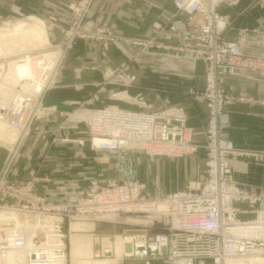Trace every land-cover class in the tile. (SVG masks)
Wrapping results in <instances>:
<instances>
[{"label":"built area","instance_id":"1","mask_svg":"<svg viewBox=\"0 0 264 264\" xmlns=\"http://www.w3.org/2000/svg\"><path fill=\"white\" fill-rule=\"evenodd\" d=\"M211 1L213 3V0L204 2L208 7L202 8L196 0H175L177 7L190 17L198 14L200 28L207 32L205 37L209 42L207 48L200 42L197 47L199 54L207 53L209 57L206 58L212 60V66L207 72L206 94L210 100L211 111L207 129L210 150L205 162L208 168L207 179L203 182H192L183 190L163 196H151L147 183L135 179L132 172L123 173L119 177L108 179L103 186L94 180L89 191L79 194L70 202L57 204L46 203L43 197L33 193L32 181L21 183L20 186L10 184L6 187L7 192L23 204L20 205L17 201L18 204L0 207L26 211L30 220L37 221L38 225L30 235L23 231L14 235V232L6 234L7 232L1 231L3 238L0 239V264L53 262L46 251L49 237L56 235L66 240L63 231L65 221L75 215L109 222L123 220L129 214L147 218L144 220L148 222H144L143 226L131 233L128 242L130 253H126L127 257L139 258L144 264H154L157 261L161 264H226L227 261L252 255L264 256V192L244 190L232 179L230 159L241 150L235 149L233 142L222 134L220 120L224 103L216 86L218 76L236 73L238 69L245 73L249 69H260L263 72L264 56L244 52V34L234 42L220 39V34L230 24V18L215 12L218 3L224 0H218L215 5ZM80 3L75 6L78 11L77 22L69 30L68 38L77 32L82 14L86 13L89 6V0H81ZM221 18L222 27L219 25ZM189 37L190 35L187 36L188 39ZM215 64L223 69L217 70ZM136 80V76L126 79L127 82ZM48 87L41 88L38 97L33 100L15 98L10 106L0 104V113L25 131L32 120L48 111L40 103ZM227 98L229 101L232 99ZM140 100L142 103V99ZM143 104L146 110H129L114 105L91 110L87 121L92 144L99 149L117 153L144 150L149 154L174 158L197 150L195 131L187 124L188 114L185 109L175 105L151 109L150 105L145 102ZM2 180L0 179V186L5 185ZM19 191L23 193L20 194L21 198L13 195ZM160 199L168 203L170 211L160 213L159 217H154L156 219L151 221L150 213L139 205L156 204ZM242 201L247 203L248 209L239 208L238 203ZM250 211L255 212L252 219L239 218L240 213ZM110 213L116 217L106 218ZM176 217L191 219L175 222ZM28 239L31 245L27 244ZM18 248L26 253V259H8L7 252ZM101 250L104 251L103 248Z\"/></svg>","mask_w":264,"mask_h":264},{"label":"crops","instance_id":"2","mask_svg":"<svg viewBox=\"0 0 264 264\" xmlns=\"http://www.w3.org/2000/svg\"><path fill=\"white\" fill-rule=\"evenodd\" d=\"M71 2L73 0H21L19 8L29 15L42 18L45 24L47 22L52 27L69 26L72 12L68 5ZM218 9L229 14L231 19L226 37L234 39L243 30L244 50L264 55V0H238L232 5L220 4ZM174 11L172 0H94L86 20L87 30L105 29L118 38L117 43H113L105 55L102 50H89L85 44V47L83 46V42H77L69 50L67 69L61 71L56 86L45 90L44 104L64 109L81 101L83 106L91 108L109 104L139 110L141 106L137 97L142 94L154 107L165 104L183 107L189 116V124L195 127L196 141L203 144L207 107L205 99L198 92L205 85V63L198 60L182 65L174 60L173 57L178 56V52L174 50L152 47L144 52L140 51L139 46L131 45L132 40L147 41L154 38L158 42H165L153 24L159 20L165 22L167 13ZM178 19L182 29H185V15L179 16ZM44 30L49 42L48 31L46 32L45 27ZM180 41L181 39L176 37L170 43L177 44ZM124 61L129 63V71L138 76L136 83L132 85H123L117 82V77L114 76L113 71ZM258 76V73L251 72L248 76H230L222 79V85L228 92L245 96L244 101L230 104L221 118L225 135L233 140L236 147L245 150L264 149V79ZM120 91L126 92L125 95L129 98H114L113 94ZM23 144L22 138L13 145L14 148L0 149V176L5 175L9 180L21 181L29 178L28 171L32 170L27 166L28 163L22 166L10 164L18 154L20 155ZM74 150L72 159L66 157L70 156L71 152L57 150L51 154V158L55 156L52 163L58 165L54 169L52 179L50 178L53 181L52 186H60V181L64 180L67 189L63 196L48 190L41 192L48 202H63L76 196L77 192L73 187L89 189L93 174L90 169L96 153L90 147H77ZM203 151L201 148L200 154H203ZM135 152H123L121 157H124L123 154L131 156ZM46 154L48 155V152L42 151V155ZM21 155L25 156L24 153ZM96 156V161L101 162V154ZM201 163L204 168L202 160ZM232 165L234 178L244 189L264 190L263 160L239 157L233 160ZM39 171L40 169L37 173ZM135 177L142 180L137 175Z\"/></svg>","mask_w":264,"mask_h":264},{"label":"rangeland","instance_id":"3","mask_svg":"<svg viewBox=\"0 0 264 264\" xmlns=\"http://www.w3.org/2000/svg\"><path fill=\"white\" fill-rule=\"evenodd\" d=\"M80 1L81 0H73V2H71L68 5L69 10H71L72 12L71 22L69 26L52 27L49 24H47V22H46L47 24L46 26L42 18L36 15H29V13L22 11L19 8L20 7L19 4L21 3V0H0V29L1 30L3 29L6 30L9 28L7 32H10L20 22H23L25 24H36L42 28L45 27L46 32L47 31L49 32V34L47 32L49 42H46L43 48H40V47L33 48L32 46V48L30 49L31 50L33 49L32 51H34V54L38 55L42 52H47L50 49L58 50L57 46L61 47L62 56L58 62L57 67L55 68V71L53 70L55 79L48 89H51L54 86H56V82L58 80V77L61 74V71L64 69H67L66 65L68 61L69 50L72 49L77 42H83L82 43L83 46L85 44L86 49L88 48L89 50H102V53L106 55L111 45L115 43L118 39L116 36L109 33L105 29L87 30L86 20H87L88 14L90 12V9H91V6L94 0H89V6L87 8L86 13L82 14L83 17H82L79 28H77V32L68 38L69 30H71L72 27H74L73 24L77 22L78 11L75 9V6L80 5L81 4ZM236 2H238V0H224L221 3H219L218 6L220 4L232 5ZM172 3L175 7V11L167 13V15L165 16V22H162L159 20L153 24L158 34L164 38L165 42H158L154 38V39H149L147 41H140V42L132 40L133 44L135 45L133 44L131 45L139 46L140 51H144V52L152 47L163 48L166 50H174L178 52V56L173 57L174 60L181 63L182 65H188L191 62H195L198 60H202L205 63V85L198 92L205 99V103L207 107V122H206L205 130H204L205 142L203 144H199L196 141L195 135H194V140L198 144L197 150L193 153L187 154L179 158L168 157V156H157L154 154H149L144 150H130V151H136L135 154H132L131 156H129L128 154H123L124 156L123 158L121 157L123 152L117 153V152H112V151H106L102 153V152H99L100 150L103 151L102 149H99L92 144V141L90 139V134H89V124L87 121V116L89 114L90 109L93 110L95 108L102 107V106L109 105V104H102V105L94 106L91 108L88 106H83V103H81V101H78V103L76 104H70L69 108L58 109L56 108V106H53V105L47 106L44 104V93H43L40 103L43 104V106L46 107V110L48 111H45L46 113L32 120V122L29 124V127H26L24 134H22V136L19 137L17 140V141H20V139L22 140L23 138L24 144L22 145V148L20 150V155L18 154L17 157L13 159L10 163L12 164V166L15 164H17V166L19 165L22 166V164L24 165L25 163H28L27 166L30 168V171L32 170V172L28 171L29 178L27 180H22V181L21 180H9L8 178H6L5 175L2 176L3 178L1 179L4 180L5 187L0 186V206L7 205V204L9 205L18 204L17 201L19 200H17V198L13 196H10V194L7 192V188H6L7 186H9L10 184H15V185L20 186L21 183L22 184L28 183L29 181L33 182V187H32L33 193L38 194L41 197H43L46 203L57 204V203L70 202L74 200V198L77 197L79 194L85 191H89L92 186V181L94 180L99 181V183L103 186L107 183L108 179L119 177V175L123 173L132 172L135 179H137V177H135L136 175L138 176V178H141L142 180H139V179L137 180L147 183L148 190L151 196H157V195L163 196V195H166L172 192H176L178 190H183L186 187L190 186L192 182H203L207 179L208 168L205 162L208 158V152L210 150V141L207 137V129L209 127V123L211 120V111H210V106H209L210 100L206 94L208 91L207 72H209L212 66V60L206 58V57H209L207 53L199 54L197 52V47L199 46V42H200L202 43V46L204 48H207L209 42H207L206 37H205L207 32H205L203 28H202L203 29L202 31L200 28L199 24L201 23H200L198 14L195 15L194 17H190V15L184 12V10L177 7L175 0H172ZM12 4L14 5L12 6ZM218 6L215 8V12L218 13L219 15H222L225 17L227 16L230 18L229 14L220 12L218 9ZM181 15H185V18H186L187 27L185 29H182V27L180 26V20L178 19V17ZM3 22L5 23L3 24ZM229 28H230V24L228 25L227 29L223 33L220 34L221 40L223 39L225 41L234 42V41H237L240 37H242L243 34H245L244 31L242 30L237 34V36L234 39H228L225 34ZM1 32H5V31L3 30ZM189 35L190 37L188 39L187 36ZM193 35L197 37H194ZM176 37H179L181 41L177 44L170 43V41ZM137 44H140V45H137ZM16 45H17L16 43L12 44V47L10 48V50H12ZM10 50L9 48L7 49V51H10ZM244 52L253 54V55H262V54L250 53L245 50ZM224 62H227V60H225ZM129 66H130L129 63H127V61H124L121 63L120 67L117 70L113 71V73H115L114 76L117 77V82L123 85H132L136 83V81H133V82L126 81V79L131 76H136L138 78L137 74L131 73L129 71V68H130ZM228 67L230 68V65H228ZM12 68L13 66L11 64L10 70ZM215 68L217 70L219 68L221 70L223 69L219 64H215ZM251 72L258 73L259 74L258 78L264 79V70L262 72L260 69H249L246 71V73L243 72L242 69L241 70L238 69L236 70V73H233V74L230 73V74H224L223 76L221 75L218 76L217 81H216V86L222 95V99L224 103L223 115L225 114L230 104H233L234 102H237V101H244L245 96H243V94H232L228 92L222 85V79L226 77H230V76H245V75L248 76ZM120 76H123V78H120ZM113 97L119 98L116 95H114ZM227 97H232V99L229 101V98ZM137 98H138L137 102L141 106V109L136 110V111L147 109L145 105L143 104L144 102L147 105H150L151 109H157L161 107H167V106L174 105V104H165L162 106L154 107L152 104L146 101V99L144 98L142 94H138ZM139 98L142 99V103ZM175 106H178V105H175ZM178 107H181V106H178ZM124 109H127V108H124ZM187 124L190 127H193L195 131V127L189 124V116H188ZM222 134L226 137V139H230L225 135L223 124H222ZM67 136H70V137H67ZM231 141L233 142V140ZM233 145L235 149L237 148L238 150H241V151L240 153L233 154L232 158L230 159L231 160V175H232V179L238 184V186L244 189L234 178L232 162L234 159L239 158V157H254L256 159L264 161V149L245 150V149L236 147L234 142H233ZM77 147H88V148L90 147L92 150L95 151L96 154L98 153L101 154L100 156L101 162L96 161V158H98L96 154H94L93 156V163L90 169L92 170L93 174H92V178L90 179L91 185L89 189L87 190V188L85 187L82 188L80 186L73 187V190L77 192L76 196H73L72 198L68 200L65 199L63 202H48L45 198V195L42 194L41 192L48 190L49 192H52L55 195L63 196L66 194V189H67V187L64 186V183H65L64 180L60 181L62 182L61 184H59L60 186H57V187L52 186L53 181L51 179L54 174V169H56L58 165L55 166L52 163L55 161L54 160L55 156L51 158V154L56 152L57 150H62L64 153L71 152V155L66 156V157L67 158L70 157L72 159L75 153L74 149ZM5 148H12V147H8L7 145L0 144V149L5 150ZM201 148L204 150L203 154H200L202 152H199ZM42 151L48 152V155L47 154L45 156L42 155ZM23 153L25 154V156L21 155ZM200 158L203 162L204 168L202 167ZM38 159H39V162H38ZM44 159H47V160L44 161ZM60 162L62 161L60 160ZM39 169L40 171L39 173H37ZM101 173L103 174L102 176L103 178L101 177ZM58 174H57V178L59 177ZM64 177L67 178V176H64ZM100 180H103V181H100ZM79 184L80 183L78 182V185ZM260 191L264 192V190L250 191V192H260ZM20 194H23V193L19 191V193H14L13 195L17 196L18 198H21ZM19 203L20 205L23 204L22 201H19ZM238 205L241 210L248 209L247 203L243 201L239 202ZM129 215H130L129 216L130 218L136 217L131 214ZM251 216L255 217V212L250 211L249 213L239 214V218L241 220L252 219ZM18 218L20 221H23V217L21 215H18ZM136 218H140V217H136ZM140 219H147V218H143L141 216ZM71 220H74V219L67 218L64 224V228H63L64 233L67 235L66 244H67L68 257H69L68 264H72L71 241H70L71 225H70V231H69V224ZM91 221H95V220H91ZM72 222L84 223V226H87L92 223V222H89V223L81 222V221H76V220ZM95 223L96 225L93 223L94 228L92 230L78 231L81 234L93 236L95 240L94 247H93L94 252H96L98 249H100L101 251L102 244L104 243L103 242L104 238L107 237L109 240L114 242L116 241V238L118 236L122 238L121 234H123L124 236L126 235L130 236L134 229L140 228L141 226H143V224H145L144 222H136V221H129V220H119L116 222H112V221L109 222L106 220H96ZM94 233L99 236V240L96 239L97 236H95ZM115 249L116 248L114 247V254L112 253L113 256L107 255L105 257L96 258V259L115 258L116 257ZM124 263L144 264L142 261L132 260V259H128L126 260V262H124L123 260V264ZM154 264H161V262L157 261Z\"/></svg>","mask_w":264,"mask_h":264},{"label":"bare ground","instance_id":"4","mask_svg":"<svg viewBox=\"0 0 264 264\" xmlns=\"http://www.w3.org/2000/svg\"><path fill=\"white\" fill-rule=\"evenodd\" d=\"M196 1L199 2L202 8H207L208 6L205 3L210 2V0H204L205 3L202 0ZM217 2L218 0H213V3L211 1L212 5H215ZM229 20L231 21V19ZM4 23L5 22H3V24ZM219 25L220 27L223 26L222 18L219 20ZM8 29H3L6 33L1 32L3 30L0 29V104L5 107L10 106L12 100L15 98H19L20 100L31 98L33 100L38 97L41 88L50 86L54 82L55 76L53 72L55 71V68L62 56L60 46H57L58 50L50 49L49 51L42 52L38 55L34 54V51H32L33 49H30L32 46L33 48H43L45 46L47 37L44 28L36 24H25L20 22L12 31L7 32ZM15 43L17 45L10 50L12 44ZM8 48L10 51H7ZM11 64L13 68L10 70ZM125 93L126 92H118L114 95H117L119 98H129V96L125 95ZM91 113L90 109L87 119ZM22 134H24V128L22 129L21 127L15 126L10 119L0 113V144L13 148V145L16 143L18 138L22 136ZM96 143H99V141L96 140ZM2 176H0V179L3 178ZM139 206L145 207L144 209L150 213L149 219L151 221L156 219L154 217H159L160 213L170 211L169 205L164 199H160L156 204L148 203ZM18 215L23 217V221L19 220ZM114 217H116V215L112 213L106 215V218ZM140 218L126 217L123 220L148 222ZM71 219H74L71 220L69 224V231L71 225L70 241L72 264H123V260L126 262L128 259L142 261L139 258L126 256V253H130V250L128 249V242L130 240L129 235L124 236L121 234L122 238L118 236L114 242L106 237L104 238V243L102 244L104 251L102 252V250L100 251V249H98L94 252L93 247L95 240L93 236L81 234L78 231L92 230L94 228V224L96 225V220L91 221L89 217H84L83 215H75ZM190 219L191 217H176L175 222ZM75 220L92 223L84 226V223L72 222ZM37 225V221H33L32 219L30 220L26 211L16 208L0 207V239L3 238L1 231L7 232L6 234L14 232L12 235L19 234L20 231H23L30 235L35 231ZM94 235L97 236L96 239L99 240V236L95 233ZM65 242L66 240L62 239L60 236L51 235L49 237L46 251L50 258H52L53 262L47 264H68L69 257L68 251L66 250L67 244ZM27 244L31 245L30 239H28ZM113 246L116 248L115 258L96 259L107 255L113 256ZM26 257V253L19 248L10 249L7 252V258L10 260L24 261ZM226 264H264V256L252 255L244 257L243 259L240 258L234 259L233 261H227Z\"/></svg>","mask_w":264,"mask_h":264}]
</instances>
